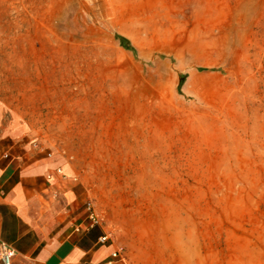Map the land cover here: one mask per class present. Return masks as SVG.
I'll use <instances>...</instances> for the list:
<instances>
[{
  "label": "rangeland",
  "instance_id": "1",
  "mask_svg": "<svg viewBox=\"0 0 264 264\" xmlns=\"http://www.w3.org/2000/svg\"><path fill=\"white\" fill-rule=\"evenodd\" d=\"M1 128L126 264H264V0H0Z\"/></svg>",
  "mask_w": 264,
  "mask_h": 264
},
{
  "label": "crops",
  "instance_id": "2",
  "mask_svg": "<svg viewBox=\"0 0 264 264\" xmlns=\"http://www.w3.org/2000/svg\"><path fill=\"white\" fill-rule=\"evenodd\" d=\"M88 202L83 184L44 147L0 129V243L14 251L10 264H126L112 257L118 250L100 221L89 226Z\"/></svg>",
  "mask_w": 264,
  "mask_h": 264
},
{
  "label": "built area",
  "instance_id": "3",
  "mask_svg": "<svg viewBox=\"0 0 264 264\" xmlns=\"http://www.w3.org/2000/svg\"><path fill=\"white\" fill-rule=\"evenodd\" d=\"M48 156H51V155L48 154ZM86 209L88 212L89 226L93 227L96 224H98V222H99L98 216L96 215L91 202L87 203ZM99 241H100V243H105L108 241V237L103 236L99 239ZM118 255H119V251H115L114 253H112L113 258H117ZM13 257H14L13 249L4 243H0V261H1V264H10Z\"/></svg>",
  "mask_w": 264,
  "mask_h": 264
},
{
  "label": "trees",
  "instance_id": "4",
  "mask_svg": "<svg viewBox=\"0 0 264 264\" xmlns=\"http://www.w3.org/2000/svg\"><path fill=\"white\" fill-rule=\"evenodd\" d=\"M115 39L118 41L119 46L123 48L124 50L133 52V47L131 46L130 42L122 37V36H116ZM183 79L181 78L179 81V86L182 85Z\"/></svg>",
  "mask_w": 264,
  "mask_h": 264
}]
</instances>
